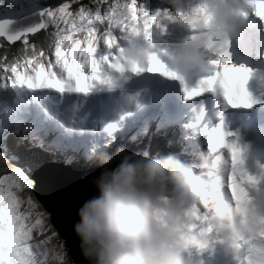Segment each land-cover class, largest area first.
I'll use <instances>...</instances> for the list:
<instances>
[{
    "label": "clouds",
    "instance_id": "obj_1",
    "mask_svg": "<svg viewBox=\"0 0 264 264\" xmlns=\"http://www.w3.org/2000/svg\"><path fill=\"white\" fill-rule=\"evenodd\" d=\"M163 7L177 17L173 24L185 35L175 46L162 49L153 38L145 39L142 31L129 30L117 62L125 70L132 65L148 70L156 56L184 80L207 68L209 53L227 50L249 10L256 15L257 4L253 0H164ZM123 72L108 75L114 83ZM130 102L135 103V97ZM52 117L51 111L40 107L38 133H45ZM61 127L71 134L80 125L68 116ZM110 143L97 144L91 152L88 167L98 169L89 179L95 191L76 209L72 226L88 264H200L191 249L199 252L209 235L224 245L236 264H264V187L258 186V179L248 191L244 209L238 210L231 195L211 193L202 165L174 153L126 152L123 146L110 153ZM213 175L224 176L217 160ZM193 208L202 218L197 228L200 247L185 242L190 222L186 212Z\"/></svg>",
    "mask_w": 264,
    "mask_h": 264
},
{
    "label": "snow or ice",
    "instance_id": "obj_2",
    "mask_svg": "<svg viewBox=\"0 0 264 264\" xmlns=\"http://www.w3.org/2000/svg\"><path fill=\"white\" fill-rule=\"evenodd\" d=\"M253 2L257 4L256 15L264 19V0ZM41 16L40 23L17 32L8 30L10 21H0V37L9 42L23 40L24 45L11 59L6 54L0 57V88L55 89L60 92L74 89L86 93L93 81L111 86L113 82L108 73L125 70L117 62L124 34L139 30L150 41L153 29L163 32L177 19L163 6L149 11L137 0H126V3L121 0H90L88 3L62 0L58 7L44 9ZM48 28L53 31L48 33L44 43L39 46L29 43V34ZM101 46L105 52L97 55ZM209 63L215 67L195 87L184 86L185 99L206 90H219L232 106L251 107L256 102L245 87L251 74L248 67L232 64L227 51L219 52L218 58ZM130 70L144 71L136 65ZM148 70L180 79L183 84V80L156 56L152 57ZM115 127L114 123L109 126V134ZM205 132L209 149L229 150L230 159L221 153L216 160L223 168L222 180L237 209L243 210L248 191L257 182V177L245 170L241 151L235 142L228 143L230 133L222 128L205 129ZM3 159L0 156V160ZM43 163L36 158L31 167L40 168ZM7 171L9 174L0 175V264H75L68 259L66 243L54 228L50 213L41 210V205L31 194L34 182L26 174L28 170L13 166ZM89 179L82 178V186L87 188ZM186 216L190 222L186 226L185 242L200 247L197 228L202 218L195 208L188 210Z\"/></svg>",
    "mask_w": 264,
    "mask_h": 264
},
{
    "label": "water",
    "instance_id": "obj_3",
    "mask_svg": "<svg viewBox=\"0 0 264 264\" xmlns=\"http://www.w3.org/2000/svg\"><path fill=\"white\" fill-rule=\"evenodd\" d=\"M96 172L76 173L46 168L34 176V192L51 214V222L65 239L76 264H88L81 255L79 240L72 227L77 219L76 209L95 191L91 184L87 188L82 186L81 180L93 176Z\"/></svg>",
    "mask_w": 264,
    "mask_h": 264
},
{
    "label": "trees",
    "instance_id": "obj_4",
    "mask_svg": "<svg viewBox=\"0 0 264 264\" xmlns=\"http://www.w3.org/2000/svg\"><path fill=\"white\" fill-rule=\"evenodd\" d=\"M45 3H48L47 0H41ZM51 32V30L47 29V30H42L37 32L34 35H29L28 38L29 39V43L30 44H35L36 46H39L40 44L44 43L47 40V35L48 33ZM23 42H21V40L17 43H14L11 46H7V44L3 41L0 40V57H3L5 54L7 55L8 59H11L14 55H18L19 54V50L23 47ZM176 136V135H175ZM175 136H172V138H160L159 139V144L156 143V147H148V152L149 154H153V153H161V154H167V153H174L177 154L176 152L179 150L177 148V145L175 143H173V138H175ZM177 138V136H176ZM139 144V143H138ZM138 144H133L130 146H127V148L125 149L126 152H136L139 151L136 146ZM170 148L169 150H166ZM11 150L13 152H15L16 154H19V152L17 153V151H14L13 148H11ZM176 150V151H175ZM2 148H0V156H1V152ZM181 157V156H180ZM7 163H5L3 160H0V175H5V172H8L7 169L15 166V167H20L22 168L24 165L22 162H14L13 159L10 157V159L6 160Z\"/></svg>",
    "mask_w": 264,
    "mask_h": 264
},
{
    "label": "bare ground",
    "instance_id": "obj_5",
    "mask_svg": "<svg viewBox=\"0 0 264 264\" xmlns=\"http://www.w3.org/2000/svg\"><path fill=\"white\" fill-rule=\"evenodd\" d=\"M251 17H253V16H251ZM247 18H248V16H247ZM247 18H246V21H245V23L246 22H252V20H250V21H248L247 20ZM253 22H255V20H253ZM244 26H246V24H244ZM259 27V26H258ZM261 38H263V35L262 36H260V42H259V46H260V48H262V44H261ZM257 59H259V58H257ZM40 101H42L41 99H38V104L40 105V106H45L42 102H40ZM27 102H28V105L31 107V108H33L34 110H38V109H40V106L39 107H36L34 104H33V102L32 101H30V100H27ZM64 103H65V106H68L69 108H70V104L68 103V101H64ZM45 107H49V106H45ZM49 108H51V110H55V107H49ZM68 109V108H67ZM171 109V111H175V109H173V108H170ZM30 115H32V113H30ZM68 115V114H67ZM66 115V116H67ZM65 116V117H66ZM170 117V116H169ZM162 118H166V116H163ZM170 118H172V117H170ZM170 123V122H169ZM258 122L256 121V124H257ZM35 124V123H34ZM99 131V129L98 128H96L95 129V132L97 133ZM106 134H109V131H108V127L105 125L104 126V129H103V132H102V134H101V136H102V138L103 139H107V137H106ZM171 134H172V130H171ZM173 136H174V134H172ZM158 135L157 134H155V135H153V142H155L156 140H157V142L159 141L158 139H156V137H157ZM181 138H176V136H175V138H173V143H175L176 145H177V148L179 149L176 153H177V155L180 157L182 154H183V150H182V147H184V149H185V151L187 152V151H189L190 149L188 148V147H185L183 144L184 143H187V142H185V140H186V138L181 134V135H179ZM99 143V142H98ZM0 144L4 147L5 146V144H6V139L2 136V135H0ZM156 144V143H155ZM159 144V143H158ZM18 148H20V147H16V148H13V150L14 151H17L18 150ZM170 148H168V150H169ZM176 151V150H175ZM201 163H203L204 164V166H206V163L205 162H201ZM199 165H200V161H199ZM94 170H96V169H94ZM34 189H35V187H34ZM220 196H226V194L225 193H222V195H220Z\"/></svg>",
    "mask_w": 264,
    "mask_h": 264
},
{
    "label": "rangeland",
    "instance_id": "obj_6",
    "mask_svg": "<svg viewBox=\"0 0 264 264\" xmlns=\"http://www.w3.org/2000/svg\"><path fill=\"white\" fill-rule=\"evenodd\" d=\"M1 1H3L4 2V4H5V2H6V0H1ZM86 1V3H88V2H90V0H85ZM155 1V0H154ZM121 2H124V0H121ZM137 2L138 3H143L144 4V6H145V8L146 9H149V11L150 10H153V6L151 5L152 4V0H137ZM1 4V3H0ZM28 4H31V1H29L28 2ZM1 7H3V5H1ZM6 6H4V8H5ZM3 8V10H5ZM179 26H177V25H175V24H173V23H169L168 25H167V27H166V29L168 30V32H171V33H165V34H167V35H170V36H176L177 34H178V31H177V28H178ZM105 52V51H104ZM103 52V53H104ZM166 150H168V149H166ZM32 162H33V160L32 159H28L27 160V162H26V167H25V169H27L28 170V172L30 171V169H32V167H31V165H32ZM249 166H251V165H253V162L251 163V162H248L247 163ZM263 167H264V165H263ZM26 174L28 175V173L26 172ZM68 259L70 260V261H73L71 258H69V256H68ZM74 262H75V260H74ZM75 264H76V262H75Z\"/></svg>",
    "mask_w": 264,
    "mask_h": 264
}]
</instances>
